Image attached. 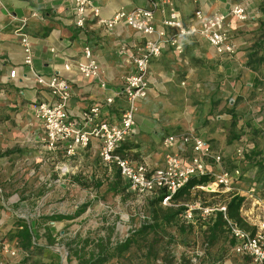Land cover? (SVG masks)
Here are the masks:
<instances>
[{
    "label": "crops",
    "instance_id": "1",
    "mask_svg": "<svg viewBox=\"0 0 264 264\" xmlns=\"http://www.w3.org/2000/svg\"><path fill=\"white\" fill-rule=\"evenodd\" d=\"M174 3L184 23H189L198 9L204 17L224 14L225 27L236 50L232 55H219L207 40L191 35L184 39L182 53L166 47L153 58L146 75L147 94L135 103L134 131L119 151L133 166L144 162L150 169L161 167L168 150L181 155L187 164L192 153L190 146L180 141L165 146L162 140L191 132L222 155L225 168L241 170V177L233 183V193L244 190L241 185L247 184L245 190L254 187L260 198L261 186L243 171L239 164L243 158L233 156L232 149L244 146L251 151L257 143L264 145V0ZM239 3L249 15L246 21H238L229 13ZM98 5L101 16L107 18L121 7H148L149 0H98ZM154 24L161 26L158 14ZM22 34H26L33 50L30 66L23 62ZM144 39V35L122 22L110 31L91 21L76 28L71 0H0V232H16L14 221L33 223L28 220L29 205L18 193L29 192L31 178L42 183L46 166L53 159L32 108L36 102H50L51 97L35 84L34 74H59L68 80L71 97L67 111L76 120L82 111L97 106L102 119L117 123L125 106L120 93L124 77L133 71L130 53ZM85 46L91 48L100 66L99 78L104 87L98 80L82 77L75 68V63L83 59ZM121 47L127 48L128 53L120 54ZM67 63L71 68L65 70ZM12 69L16 70V77L8 80ZM107 97L113 101L107 104ZM16 146L27 148L12 154ZM3 147L8 148L7 152H3ZM97 148V140L92 139L80 153L97 157ZM206 169L218 172L210 161ZM244 178L248 179L241 184ZM7 190L11 195L4 196L3 191ZM244 205L241 216L248 223L256 224L264 217V200L256 203L251 199ZM14 259L1 257L2 264L16 263L18 258L16 262Z\"/></svg>",
    "mask_w": 264,
    "mask_h": 264
},
{
    "label": "built area",
    "instance_id": "2",
    "mask_svg": "<svg viewBox=\"0 0 264 264\" xmlns=\"http://www.w3.org/2000/svg\"><path fill=\"white\" fill-rule=\"evenodd\" d=\"M73 7L74 24L76 28H83L88 22L112 30L118 23H124L134 31L145 36V39L136 46L135 52L130 53L133 71L124 77L120 93L124 96L125 106L117 123L108 122L101 118L97 106L89 107L82 111L79 119L73 118L67 111V103L71 97V88L67 79L59 74L43 76L34 74V82L37 86L45 89L50 97V102L40 101L33 104L35 117L40 120L46 150L59 155L65 162L77 156L81 150L86 149L91 140L98 142L97 158L108 173L117 169L129 184L128 190L145 198H153L159 191L167 193L161 200V204L172 205L171 197L175 194L191 176H200L209 173L212 181L196 185L192 191L208 193L233 192V183L241 177L239 168L227 169L223 164L221 154L216 153L209 143L191 132L169 135L163 138L165 146H171L180 141L190 146L191 156L186 164L181 155L168 150L165 155L163 166L150 169L144 162L133 166L131 162L120 153L122 144L133 133L135 124L136 101L144 98L147 94L148 84L146 75L149 64L153 58L158 57L166 47L173 48L177 53L183 51V41L187 36L198 35L214 48L219 55L234 54L236 48L228 30L225 27V15L216 13L208 17L198 9L194 12L189 23H184L180 12L176 8L174 0H149L148 7L136 6L130 10L119 8L112 16H101L98 0H71ZM229 13L238 21H246L249 15L243 4H234ZM160 16V27H156L154 20ZM36 15V13H32ZM21 46L23 62L30 66L33 62V50L26 34H22ZM120 54L128 53V49L121 47ZM82 60L75 63L79 74L86 79H94L100 82L102 87L105 83L100 80V66L90 47L85 46L82 52ZM71 68V64L64 65V69ZM16 77V70H10L7 78L12 80ZM106 103H111L113 98L107 97ZM246 148H235L234 156L242 158ZM210 161L217 166L218 172L210 173L206 169ZM61 163L57 169L61 174L69 171L66 163ZM255 192V188L248 190ZM185 210L182 218L186 223L200 219L205 222L212 221L218 212L222 213L224 228L229 240L233 241L230 253L247 258L250 264H264V217H260L256 224H250L253 230L240 227L235 221L226 215L225 204H206L199 200L184 203ZM242 212V208L240 209ZM242 214V213H241ZM245 221L246 218L242 216ZM148 215H142L141 221L145 222ZM248 222V221H247ZM0 233V264L1 257H16L21 251L16 239L8 240ZM202 251L195 250L194 258L202 255Z\"/></svg>",
    "mask_w": 264,
    "mask_h": 264
},
{
    "label": "rangeland",
    "instance_id": "3",
    "mask_svg": "<svg viewBox=\"0 0 264 264\" xmlns=\"http://www.w3.org/2000/svg\"><path fill=\"white\" fill-rule=\"evenodd\" d=\"M253 133L256 134L257 132L254 131ZM257 144L254 147L261 150L260 155L251 152L248 157H242L243 159L239 161V164L243 171L248 173V177L261 186V199L255 195V192L250 193L248 191L250 188L245 190L247 184H241L246 183L248 178H244L240 184L244 190L236 193L217 192V194L191 191L190 195L185 200L181 199L180 202L199 200L206 204H224L230 195L238 194L244 198L241 207L243 209L245 208L244 204L251 199L256 203L264 200V161H262L264 160V151H262L264 145ZM16 148L10 149L12 154L21 152L22 149L25 151L27 147L16 146ZM3 149L5 153L8 148L3 147ZM232 151L234 156L235 149ZM249 152L246 149L245 153L248 154ZM50 157L53 159H50L46 166L45 180L42 183H36L38 182L37 178H31L29 183L26 182L31 186L30 189L27 188L29 192L18 193L20 199L29 205L28 220L36 225L37 232L34 242L44 247H35L25 253L19 252L14 259L16 262L18 258V261L11 264H77L73 255L74 252L85 253L93 247L92 241L96 239L109 240L111 245L121 242L142 223L141 216L143 214L149 215L147 207L149 198L130 191L120 190L115 193L108 189L111 173H108L100 165L97 157L82 156V153H79L66 162L59 155L52 154ZM64 162L68 165L69 171L66 174H61L57 166ZM259 162L262 166H259ZM250 172H252L251 175ZM96 181L101 182L98 188L95 185ZM239 183L240 181L237 182V184ZM3 195L9 196L11 194L7 190L3 191ZM84 204L86 205L84 212L73 219L60 221L46 219L47 216L55 214L71 215ZM19 222V220L18 222L14 221L13 225L16 226ZM207 223L209 222L198 219L192 232L186 229L184 232H180L177 224H171L164 228L163 232L149 235L158 236V241L155 242L154 247L156 256L147 255L145 246H133L122 257L111 259L105 264H145L146 262L151 264H195L196 260H193L194 251L203 252ZM46 227L49 228V232L46 231ZM43 228L45 229L44 232H42ZM0 233L8 240L16 239L10 236L8 231H1ZM216 236L209 247L210 251L216 255L226 254L224 264H241L230 253L226 229L221 228ZM170 237L173 239L169 241ZM82 240L88 241L85 251L80 249ZM19 249L23 251L20 246Z\"/></svg>",
    "mask_w": 264,
    "mask_h": 264
},
{
    "label": "trees",
    "instance_id": "4",
    "mask_svg": "<svg viewBox=\"0 0 264 264\" xmlns=\"http://www.w3.org/2000/svg\"><path fill=\"white\" fill-rule=\"evenodd\" d=\"M261 150L255 149V147L248 153H244L243 157H248L249 154L258 153L260 155ZM264 151V150H262ZM259 160V159H258ZM261 161V159L259 160ZM264 161V160H262ZM259 166H262L259 162ZM212 181V176L207 173L205 175L200 176H191L188 181L181 187L175 194L171 197L172 205L162 206L161 200L167 194L164 191H159L158 194L154 195L153 198L149 199L147 202V207L149 210V218L139 224V226L134 229V231L126 237L121 242H116L114 245H111L109 240L106 239H96L92 241L93 247L86 251L83 254H79L78 252H74L73 255L77 260V264H105L111 259L120 258L129 251L133 246L135 247H146L147 255L154 257L156 256V250H154L155 242L158 241V236H149L150 234H158V232H163L164 228L171 224H177L180 228V232H184L186 230L193 231L195 224L198 222L196 219L194 222L186 223L182 214L185 210L184 201L180 202V200H185L191 193L192 188L196 185L205 184L207 182ZM96 187L98 188L101 185L100 181L95 182ZM129 184L122 179L119 171L117 169H113L111 173V179L108 184V189L113 192L118 191H126L128 190ZM131 192V191H130ZM244 198L238 194H232L225 201L226 215L235 221L240 227L244 229L253 230L254 227L250 225L244 218L241 216L240 209L242 207ZM86 205H81L73 214L71 215H61L55 214L47 216L46 219L49 221H60L73 219L74 217L79 216L85 210ZM200 225V224H199ZM36 225L34 223L28 224L25 222H19L16 224V232L10 233V236L16 238L18 245L23 251H28L32 248H37L35 240V232L34 229ZM223 228L224 229V220L221 212H218L216 217L207 223L206 225V240L204 242L203 253L200 256L196 257L195 264H224L226 260V254L216 255L215 253L210 251L211 243L216 239L217 232ZM46 231L49 232V228L46 227ZM50 236V235H48ZM50 238V237H49ZM52 240V238H50ZM151 239V240H150ZM173 238H169V241ZM229 245L233 244L232 240H229ZM88 241L82 240V244L80 249L85 251V247L87 246ZM241 264H250L249 260L244 257H240L237 255H233ZM131 264V263H129ZM145 264H151L146 262Z\"/></svg>",
    "mask_w": 264,
    "mask_h": 264
}]
</instances>
